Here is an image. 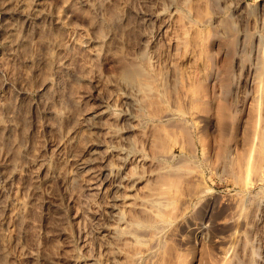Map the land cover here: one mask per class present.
I'll return each instance as SVG.
<instances>
[{"label": "rangeland", "instance_id": "1", "mask_svg": "<svg viewBox=\"0 0 264 264\" xmlns=\"http://www.w3.org/2000/svg\"><path fill=\"white\" fill-rule=\"evenodd\" d=\"M0 264H264V0H0Z\"/></svg>", "mask_w": 264, "mask_h": 264}, {"label": "bare ground", "instance_id": "2", "mask_svg": "<svg viewBox=\"0 0 264 264\" xmlns=\"http://www.w3.org/2000/svg\"><path fill=\"white\" fill-rule=\"evenodd\" d=\"M226 27H228V26H226ZM232 29H234V28H232ZM211 45H213V44H211ZM210 48V47H209ZM211 61V60H210ZM215 61H216V59H215ZM215 61H213L214 63H213V65L216 63ZM215 66V65H214ZM212 68V67H211ZM211 71V70H210ZM208 82V81H207ZM198 84V83H197ZM190 89V88H189ZM192 91V90H191ZM218 112V111H217Z\"/></svg>", "mask_w": 264, "mask_h": 264}]
</instances>
